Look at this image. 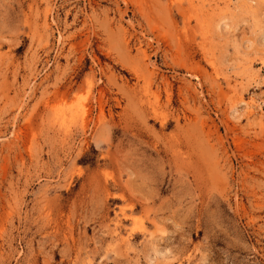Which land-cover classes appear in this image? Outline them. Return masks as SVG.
Returning <instances> with one entry per match:
<instances>
[{"label":"rangeland","instance_id":"obj_1","mask_svg":"<svg viewBox=\"0 0 264 264\" xmlns=\"http://www.w3.org/2000/svg\"><path fill=\"white\" fill-rule=\"evenodd\" d=\"M0 264H264V0H0Z\"/></svg>","mask_w":264,"mask_h":264}]
</instances>
